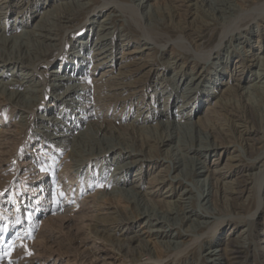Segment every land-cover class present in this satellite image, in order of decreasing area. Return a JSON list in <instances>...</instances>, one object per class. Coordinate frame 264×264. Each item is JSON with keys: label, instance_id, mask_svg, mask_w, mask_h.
Listing matches in <instances>:
<instances>
[{"label": "rangeland", "instance_id": "374dc122", "mask_svg": "<svg viewBox=\"0 0 264 264\" xmlns=\"http://www.w3.org/2000/svg\"><path fill=\"white\" fill-rule=\"evenodd\" d=\"M15 1L25 13H28L27 3L35 2V0ZM42 1L44 0H39V4ZM142 4L140 0H82L83 7L80 5L78 10H70L73 14L70 12L68 15L65 14L68 22L66 19L60 20L61 22L55 19L52 4L46 10L34 11V18L30 17V13L27 14L28 17L25 14L29 22L28 26L19 29V31H33L41 12L48 10L49 18L45 17L44 23L51 29L55 40L50 42V46L43 42L42 37L38 35L39 32H34L28 39L18 42L10 41V43L6 42V45L0 42V61L6 58L20 59L24 63L18 66L25 67L22 70L24 73L32 74L28 84L17 88L16 74L23 72L17 68L13 71L0 68V75L3 76L0 80V264H134L133 261H136L135 264H156V256L151 247L148 253H141L138 247L127 254L126 249L125 253L117 250V246H113V243H109L106 239L107 236H113L117 232L125 234L141 231L146 219L150 221L146 230L157 231L158 237L154 242L164 244L167 254L164 258L168 260L165 264H228V261L220 256L222 254L220 250L224 245L231 247L234 242L237 243L240 254L234 256L236 259L229 256V261L232 262L230 264H264V50L253 52L258 58V62L253 63L254 66L250 64V58L247 56L250 48L254 51V36L258 33L261 37L264 36V0H194L181 6L173 3L172 0L158 2L151 0L148 3L150 6L146 8ZM174 5H179V9ZM11 10V14H6L5 17L0 15V25L16 24L17 9ZM92 18L95 23L89 28ZM14 33L17 32L8 31L6 36L0 37L12 38ZM98 38L102 39V44L108 50L106 55L113 54L109 57L111 59L116 57L119 60L120 52L126 49L125 46L123 49L121 47L128 41L127 48L130 51L134 50V47H139L137 51L148 50L150 62L159 69L157 73L162 70L163 63L168 61L169 67L173 64V67H183L179 69L183 73H189L193 64L197 63L196 70L202 73L195 85H189L187 81L183 84L181 81L176 85L177 75L175 76L172 67L167 68L165 73L160 75L155 73L151 76L149 82L151 87L146 92V105L141 110V114L145 111L144 116H146L151 112L155 117L147 124H139L140 127L149 128L151 132L148 130L137 136L142 142L147 143L146 146L150 143V146L159 145L160 151L155 155L156 157H148L146 147L145 149L136 147L133 139L116 130L111 135L110 133L102 135L97 127L84 131L87 127L90 128V118L82 112L84 111L82 110L83 93L80 92L81 87L73 89L72 86L70 89L69 82L75 83L74 86L79 84L84 86L78 78L81 77L80 74L85 77L84 74L88 72L95 73L93 74L95 79L100 78L99 75L96 76L98 70L90 71L92 64L88 55L93 45L97 43L94 42L95 39L98 41ZM245 41L247 43H244ZM76 56H79L77 70L71 74L67 72L64 75L59 74L65 81L59 84L48 77L52 70H60L61 63ZM239 59L246 63V67L251 65L245 70L249 79L240 86L244 92L243 98L232 96L227 104L237 110H241L242 105L246 104L255 110L260 141L256 146L259 148V158L254 167H249L245 174L249 179L245 184L246 193L242 200L245 201V208L238 212L230 206L229 201L224 200L219 204L211 201L214 190L211 181L208 180L211 176L206 173V169L214 164L218 157L210 152L204 153L201 147L212 145L213 140L206 129V131L199 127L196 129V126L185 118L196 109L194 107L196 102L202 112L207 109L208 103L202 101L212 91L213 86L210 83L217 81L222 84L224 79L228 83L229 78L224 73L225 63L227 62L229 69H233L234 66L230 68V64L236 63ZM26 61L29 63L28 68ZM117 68L118 66H115V70ZM105 69L107 70V68L103 70ZM8 73L12 76L3 80ZM77 74L79 76H76ZM172 77L173 81H171ZM68 78L73 81H68ZM158 83H160L158 90L154 92L153 87ZM252 85L254 86L250 87ZM257 89L259 90L256 91ZM191 90L195 93L193 97H190ZM11 91L19 94L14 102L7 99L12 96ZM97 92L94 94V99L99 104L97 102L96 104L108 108L107 113H104L105 110L101 113L105 120H110L113 115L115 118L126 116L127 122L135 124L136 104L128 113L119 115L118 110L113 111L114 106L109 105V101L103 100L105 97L102 93L98 90ZM66 95L68 97L64 98ZM211 96L214 97L216 94ZM153 98L155 100L151 104ZM58 99L63 100V104ZM164 99L166 102L162 104ZM49 101H53L54 106L46 108ZM73 102L78 103L73 104ZM180 105H185V109H178ZM148 108L151 110L148 111ZM80 114L83 120L78 127L73 128L72 125L77 122L73 119L80 118ZM167 122L170 124L169 128H163ZM155 126L157 127L153 130ZM165 138H168V142L158 143ZM108 145L114 146L120 152L127 149V154L131 158L125 156L121 159L119 154L114 156V153H118L115 151L106 157L103 153L99 154L100 158L92 160L96 153ZM238 150L242 155L244 154L241 147ZM154 158L159 168H164L167 173V181L164 180L158 188L156 187L157 189L155 187L154 189L157 191L156 194H159V198L162 196L164 200L171 202V209L158 210L150 200L151 197L144 193L141 194L142 198L128 194L125 196L126 202L116 199L117 194L123 196L124 194L120 192L131 187L109 182L120 178L115 176L116 168L133 160L153 162ZM109 159L114 160L111 161L113 163L104 166ZM225 159L226 156L222 155L218 164L220 169ZM50 161L55 165L53 166ZM138 168L136 166L131 169L126 179L129 180L131 177V180H137V185L142 187L145 186L147 178L144 176L140 178L143 174L134 175V171ZM145 170L148 169L142 167L138 173H143ZM157 170H154L155 174ZM223 171L222 169L219 174ZM69 175L75 178L74 181L68 179ZM77 181L81 182L77 184ZM86 181H89L88 185L83 186ZM99 181V185L106 183L107 186H98ZM170 184L173 187L169 189ZM55 187L60 188L58 200L54 199L57 192ZM139 192L142 190L139 189ZM104 197L108 199L107 202H103ZM58 201H64L67 205L63 210H65L64 215L71 216L70 221L59 218L63 213L59 212L60 209L57 210ZM108 204L122 211L121 216L114 215V219H118L122 224H125L124 218H132L133 212H135L133 218L137 213H142L146 217L133 223L132 228L128 225L119 228L113 225H111L113 228L96 226L95 220L109 213ZM255 207L258 209L255 210Z\"/></svg>", "mask_w": 264, "mask_h": 264}, {"label": "bare ground", "instance_id": "6f19581e", "mask_svg": "<svg viewBox=\"0 0 264 264\" xmlns=\"http://www.w3.org/2000/svg\"><path fill=\"white\" fill-rule=\"evenodd\" d=\"M149 1H151V0H140V2L143 3L142 6L145 7V8L148 7V6H150L148 4ZM153 1L154 2L155 1L158 2L159 0H153ZM193 1L194 0H172L173 3H178L180 6L181 5H187V3H191ZM13 2H14V4H13ZM15 2H16L15 0H0V15H3V17H5L6 14H9V13L11 14V12H12L11 9L12 8H16L17 9V12H16L17 17H15V19H16L15 21H17L16 24L7 25V23H6V25H3V23H2V25H0V32H1V35L0 36H4L5 34L8 33V31H10V32L11 31H16L17 32V33H14L13 34V37L12 38H10V37H0V42L2 41L4 43V45H6V42L7 43H10V41H16V42H18V41L23 40V39H28V37L31 36L32 34H34V32L35 33L36 32L37 33L39 32L38 35L42 37L43 42H45L47 45H49L50 42L55 41V40H53V37L54 36H52L53 33H52L51 29L48 28V27H46V25L44 23V18L47 17L50 14V12L48 10L45 11V12H43V11L41 12V14L39 16V20L35 24V27H34L33 31H25V30H22V31L20 30L19 31V29L24 28L25 26L26 27L28 26V23L29 22L27 21V17H28L27 14L30 13V17L31 18H34L35 17L34 14H33L34 11L41 10V9L46 10L48 7L50 8V6L52 4L54 5V3H55L54 6L52 5V7H53L52 12H53V14L55 16V19H57L58 22H61L60 20H65V19L67 20L68 19V17H66L65 14L68 15V12H70V10H76L82 4V0H55V2H54V0H44L40 4H39V0H35V2H33L32 4L27 3V11H28V13H25V11L21 10V6H19L18 3H15ZM103 4H105V3H103ZM178 6L177 5L176 6L174 5L175 8L179 9ZM190 6H192V5H190ZM114 8H116V7H114ZM136 10H137V8H136ZM25 14H26L27 17H25ZM71 14H73V13H71ZM178 16H179V14H178ZM107 17H108V15H107ZM47 18H49V17H47ZM15 21H14V23H15ZM67 22H68V20H67ZM70 22H71V20H70ZM93 23H95L94 18H92L91 21L89 22V28L92 27V24ZM98 27H100V26H98ZM54 33H57V32H54ZM36 36H37V34H36ZM104 39H107L108 40V38H104ZM263 39H264V36L261 37V35H259V33H258V35L254 36V46H255L254 51L251 48L248 51L249 54L247 56L250 59L245 55L249 59L251 65H253V63L255 61L258 62V60H257L258 58H256L257 57L256 56V53H253V52H255V50H257V51H260V50L263 51L264 50ZM31 40H33V39H31ZM96 40L97 39H95L94 42H97V43H95L93 45V48H92L91 51H89L88 55H90L89 56V59H90L91 64H92V69L90 71L95 72L96 70H98V72L96 73V76L99 75L98 77H100V78H98V79L96 78L95 79V77H93V74L95 75V73L90 74L88 72V73H85L84 74L85 77H82L83 74H80L81 77L78 78L79 82L84 83V86L83 85H80V84H79V86H77V85L74 86L75 83L73 84L72 82H69V84L71 85L70 86V89H71L72 86L74 87L73 89H75V87H77L78 89H79V87L82 88V89L80 88V92L83 93L82 94V98L83 99L82 98L81 99L83 101L82 105H84V107H83L82 110H84V111H82V112L86 113V117L88 116L90 118L89 119L90 120V124H89L90 125V128L87 127L86 130H84V131L86 132L88 130H93V127H97L96 129L102 135H105L106 133H110V135H111V133H113L116 130V131H118L120 133H123L125 135H128L131 139H133L135 141L136 147H140L141 149L144 148V147H146L148 149V152L146 153V155L148 157H150V158H153L160 151L159 148H158L159 145L154 144V145H151L150 146V144H151L150 143L149 146H146L147 143L146 142H142V140H140L139 137L137 136L138 134H143L144 132L150 130L149 128H146V127L145 128L144 127H140L139 124H147L148 122L153 121L154 120V117H155V115L153 113H151V112L149 114H147L146 116H144L145 115V111L141 114V110L146 105L145 104V100H146V97H147V93L146 92L151 87V85H149L151 76L155 75V73L158 74V75L162 74L163 72L165 73L167 71V68L170 69L172 67L175 76L177 75L176 85L179 84V82H181V81H182V84L184 83V81H187V83L189 85L190 84L191 85H195V83L196 84L198 83L200 77L202 76V73H199L198 70H196L197 63H194L193 64V66L191 67L189 73H185V72L183 73L182 71L181 72L179 71V69L181 70L183 67L181 68L180 66H176V65H175L176 67H173L174 64L169 67V65H168L169 64L168 63L169 61L166 62V63H163V67L161 68L162 70L161 71H158V73H157V70H159V69H156V67L154 66V64H152L150 62L151 60L149 58L148 50L145 49V50H142V51H137L139 49V47H134V50L130 51L127 48V46L129 45L128 41H127L126 44H123L122 47H121V49H123V47L125 46L126 49L124 51H121L120 52L121 54H120L119 60L116 59V57H113V59H111L109 57L112 56L113 54L106 55V53H107L108 50H106L105 49V46L102 44L103 43L102 39L100 40L98 38V41L100 40L99 42L96 41ZM37 41H38V39H37ZM191 41H192V39H191ZM47 42H49V43H47ZM244 43H247V42L245 41ZM51 47H53V45ZM111 51H112V49H111ZM146 51H147V53H146ZM246 52H243V53L245 54ZM77 58H78V60H77ZM22 62L23 61H21L20 59H12V58L2 59L0 61V63H2V65L0 66V68L1 69H5L6 71H8V70L13 71V70H15V68H17L21 72L25 67L18 66V65L19 64H22ZM41 63H43V62H41ZM184 63H186V62H184ZM26 64H27V67L26 68H28L29 63L27 62ZM37 65H38V63H37ZM44 65H46V64H44ZM76 65H79V56L72 57V59H70V60H68V61H66L64 63H61V65L59 67L60 70H57V69L56 70H52L50 72L51 74L48 75V77L53 78V80L55 82H57V83L60 84V83H62V81H65V80L59 74H63L64 75L66 72L68 74L74 73L75 70H77L76 69ZM251 65H248V67H246V63L243 62L242 59H239L238 61H236V63H233L232 62V64H230V68L232 66H234V67H233V69H229L227 67V62H226L225 63V67H224V70H225L224 73H226V76H228L229 82L227 83V81H225V79H224V82L222 84H221V82L212 81L210 83L213 86L212 87V91L210 93H208L207 96L205 97V99L202 101V103L203 102L204 103H206V102L208 103V106L206 105L207 106L206 107L207 109H205L204 112H202L201 109H199L198 102H196L195 105H194V107L196 109L193 111L192 114L189 113L188 115H186V118H185V120L190 121L192 125L196 126V129L199 127V128L204 129V131L207 130L209 132V134H208L209 137L213 140V144L212 145H210V146H207L206 145V146L201 147L203 149V152L204 153H207L208 154L210 152V153H213L214 156H217L218 157V159L216 160V162L214 164L212 163V165L211 166H208L207 169L205 168L206 169V173H208V175L211 176L210 177L211 179H208V180L211 181L212 189L214 190V192L211 195L212 196V199L210 198L211 201L214 202V204L215 203H217V204L222 203V201H224V200L229 201L230 206L233 209L238 210V212L239 211H242L245 208V201H242V200H243V197H244L243 196L244 193H246V191H245V184H247V180L249 181V179L247 178V175H245V174H247V171L249 170V167H254L256 161L259 158V155H258L259 154L258 153L259 148H257L256 146H257V144H258V142L260 140H259V137H258V134H257L258 128H257V117H256V114H255V110L251 106L246 105V104H243L242 105L241 110H237V109H235L233 107H229V105L227 104V102L229 101V99L232 96L238 97V98H241V97L243 98L244 92H243V90L241 89L240 86H241L242 83H244L246 80L249 79V77L247 76V71H245V70L247 68H250ZM115 66H118L117 70H115ZM182 66H185V65H182ZM33 68H36V67H33ZM104 68H107V70L106 69L103 70ZM109 68H112V69H109ZM113 68H114V70H113ZM115 71H117V72L115 73ZM243 71H245V72H243ZM16 72H14V73H16ZM29 73L28 72H26V73L23 72L22 74H16V81L15 80H13V81L16 82L15 85H16L17 88H21L22 86H25V84H28L29 83V79L32 77V74H29ZM2 74L4 75V73H2ZM11 76L12 75L8 73L7 75H5V77H4L3 80L8 79ZM76 76H79V75L77 74ZM222 76H223V74H222ZM2 77L3 76L0 75V80H1ZM173 80L174 79L172 77L171 78V81H173ZM68 81H73V80H70V78H68ZM8 83L6 85H8ZM159 84L160 83L156 84L153 87L154 92L156 90H158V85ZM29 85H31V84H29ZM37 86H39V85H37ZM253 86L254 85H252L250 87H253ZM90 89H91V91H90ZM259 89H260V87H259ZM259 89H257L256 91H258ZM37 90L40 91V89H37ZM97 90L99 91V93H102V96L105 97V99L103 98L104 101H107V102L109 101L108 102L109 105L114 106L113 107V109H114L113 111H116V110L119 111V113H118L119 115H121L122 113H128L131 108L133 109V105L136 104L135 106H136L137 114L135 116V119H136L135 124H132V123L127 122L126 116L120 117V118H115V116L113 115L110 118V120H105L104 115H102L101 113L104 112L103 110H105L104 113H107L108 108H103L102 106H100L101 104L98 106L99 102L98 101H95V99H94V97H95L94 94H95V92H97ZM65 92H67V91H65ZM189 93L191 94L190 97H193L194 94H195L193 92V90H191ZM11 94L14 97L12 98V96H11V97H9L7 99H8V101L14 102V100L17 99V97L19 96V94L18 93H13L12 91H11ZM97 94H98V92H97ZM196 94L197 95H200L199 92H196ZM215 94H216V96H214V97L211 96V95H215ZM75 96H76V94H75ZM66 97H68V96L66 95L64 98H66ZM64 98H62V99H64ZM99 98L100 97H98V99ZM154 100L155 99L153 98L151 104H153V101ZM62 101L63 100H61V99L59 100L60 103ZM181 101H182V99H181ZM78 102H73V104H77ZM96 102L98 104H96ZM100 102L102 103L101 100H100ZM165 102L166 101L164 99L162 104H165ZM53 103H54L53 101H49L48 104H46V108H51L52 106H54ZM62 104H63V102H62ZM142 104H144V105L141 106ZM31 106H33V105H31ZM35 106H37V105H35ZM178 109H181V110L185 109V105H180V107ZM150 110H151V108L150 109L148 108V111H150ZM146 111H147V109H146ZM162 114H163V112H162ZM75 120H77V122ZM82 120H83L82 115L78 119H76V118L73 119V121H75V124L72 125V127L73 128L78 127L79 124H80V122H82ZM176 121L179 122V120H176ZM168 125H170V124H168V122H167L166 124L163 125V128L168 127ZM138 126H139V128H138ZM157 126H160V125L158 124ZM157 126L153 127L152 129L155 130V128ZM150 132H151V130H150ZM260 134H261V132H260ZM68 137H70V136H68ZM129 137L127 139H129ZM167 139L168 138L161 139V140H159L160 142H158V143L159 144L166 143V142H168ZM72 140L74 141L73 138H72ZM171 141H172V139H171ZM115 142H116V140H115ZM117 143H118V141H117ZM49 144H51V143L49 142ZM132 144H133V142H132ZM33 145H36V144H33ZM120 145H121V143H120ZM201 145H202V143H201ZM130 147H128V148H130ZM239 147L242 148V152H244L243 155L241 154V152H239V150H238ZM124 150H125L124 152H120L114 146L108 145L107 147H105L104 149H102V151H99L98 153H96V155H94V157H92V160H95L97 158H100L99 157V154H102L103 153L104 154L103 156L106 157L108 154L114 153L115 151H118V153H114V156L116 154H119L121 156V159H124L125 156H127V158H131V156L127 154L128 153V150L127 149H124ZM187 150H189V149H187ZM140 151H142V150H140ZM133 155H137V154H133ZM222 155L226 156V159H225V162H224L222 168L220 169L218 167V164H219V160L221 159V156ZM111 161H114V160L109 159L108 160V163L105 162V165L104 166L109 165L110 163H113ZM50 163L53 166L55 165V163H53V161H50ZM179 163H177V164H179ZM158 165L159 164L155 161V158H154V161L153 162L152 161H150V162L149 161H144V160H141L140 159L139 161L133 160V161H131L129 163H126L122 167L116 168V166H115V168H116L115 176H120V178L119 179L116 178L114 180L112 179L113 181L109 179L110 180L109 182H113V184L119 185V186H131L129 189H124L123 192L122 191L120 192V193H123L124 194L123 196L117 194L116 199H118L119 201L126 202L127 201V199L125 197L126 195L132 194V196H140L141 197V194L144 193L148 197L149 196L151 197L150 200L153 201V203L156 206V208L158 207V210H160V211H165L166 210L167 211L168 209H171V206H172V204H170L171 202H169L167 200H164L162 198V196L159 198V194L158 193L156 194L157 191L155 189H157L158 188V185L162 184L163 181L166 180V178H167L166 170H164V168H162V169L159 168L160 166H158ZM136 166H138L139 168L134 171V175L138 176L139 174H143L140 178H142L143 176L147 178L146 179L147 182L146 183L144 182L145 183L144 184L145 186H142L141 187L140 185H137V183H136L137 180H131V177H130L129 180L126 179L127 178L126 175L128 174V172L131 169L135 168ZM168 166H170V165H168ZM178 166L179 165H177V167ZM142 167L147 168L148 170L143 171V173H138ZM177 167H176V170H177ZM210 168H214V169H210ZM117 169L120 170V171H118ZM172 169H175V167L174 168L172 167ZM222 169L224 171L221 174H219ZM149 170H153V172H151V173L149 172L150 173L149 174L148 173ZM154 170H157L156 171V174H155V171ZM61 172H62V170H61ZM192 173H191V175H192ZM162 174H165V175H162ZM123 175H124V178H123ZM250 176L251 177H254L253 175H250ZM250 176H249V178H250ZM43 178L44 177H41V179H43ZM73 178H72L71 175H69V177H68V179L70 181H74L75 178L74 179ZM252 179L254 180V178H252ZM78 182H81V181H77V184H78ZM88 182L89 181H86L83 186H87L88 185ZM99 184H100V181L98 183V186H101V187H106L107 186L106 183L105 184H101V185H99ZM154 187H155V189H154ZM172 187H171V184H170L169 185V189L172 188ZM55 189H57V192L55 194L54 199L55 200H58L59 197H60V188L55 187ZM139 189H141L142 192H139ZM183 192H182V194H183ZM186 192H184V193H186ZM108 197H109V195H108ZM125 199H126V201H125ZM107 200L108 199L106 197H104L103 202H107ZM177 203H179V200H178ZM209 203H210V201H209ZM66 206L67 205L64 203V201L63 202L62 201H58V208H57V210L60 209L59 212H62L63 213L62 216H60L59 218L61 220L70 221L71 220V216L64 215V211L65 210H63V209H66ZM102 207H104V206H102ZM177 208H179V207H177ZM182 208H183V205H182ZM180 209H181V207H180ZM257 209L258 208L255 207V210H257ZM107 210L109 211V213H106V216L105 217H103V218H101L99 220H95V221H97L96 222L97 223L96 226H100V227H103V228H111L112 227L111 225H113V227H115V228L122 227V225L131 226L133 223L138 222L141 218L143 219L144 217H146V215H142V213L139 214V213L136 212L137 214L134 215V218H133V214L135 212L132 211L133 212V214H132V218L133 219L132 218L129 219V217L128 218H124V223L125 224H122V222L121 221H118V219L117 220L114 219L115 216L120 215L122 211L120 212L119 209L117 210V209L113 208L112 205H109L108 208H107ZM125 212H126V210H125ZM196 213H197V211H196ZM111 215H112V217H110ZM130 216H131V214H130ZM159 216H161V215H159ZM182 216H184V215H182ZM151 217H153V216H151ZM148 221H149V219H146L144 221V223L141 226L142 227L141 231H138L136 233L135 232H131V233H125V234H123V233L121 234V233L117 232L113 236H107L106 239L109 240V243H113V246L116 245L117 248H118L117 250H120V251H123L124 252L125 249H126L127 254L129 253V251H131L133 249H138V247L140 248L138 250H141V253H143V254L144 253H148L149 247H151L152 248V251L155 253V256H156V264H165V263H167L166 261H168V260H165V258H164L165 256H167V254L165 252L166 250L164 248V244L163 243H160V242H154L155 238L158 237L157 234H156L157 231L155 230L154 232H152L153 230L152 231L150 230L151 232H148L149 230L148 231L146 230V227L148 226V223L150 222V221L149 222ZM183 222H184V220H183ZM164 224H165V222H164ZM235 224H237V223H235ZM166 225H167V223H166ZM131 228H132V226H131ZM161 229H163V228H161ZM20 231H23V230H20ZM130 234H132V235H130ZM152 237H154V239ZM180 237H181V235H180ZM236 244L237 243L234 242V244H232L231 247H227V245H224L223 244L224 247H223V249L220 250V252H222V254L220 256L224 257V260H226V262L228 261V264L232 263V262L229 261L230 260L229 256H233L234 257L237 254H240V250H238V247H237L238 245H236ZM109 245H111V244H109ZM239 248H241V247H239ZM105 249H107V248L105 247ZM153 252H151V253H153ZM143 254H141V255H143ZM217 255L218 254H215V256H217ZM152 257H154V256H152ZM134 260H137V259H134ZM121 261H122V259H121ZM138 261H139V259H138ZM133 262L135 264L136 261H133Z\"/></svg>", "mask_w": 264, "mask_h": 264}]
</instances>
